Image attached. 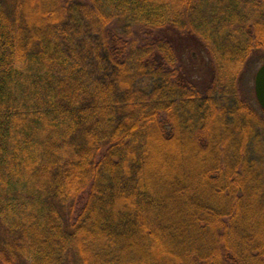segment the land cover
Instances as JSON below:
<instances>
[{
	"label": "trees",
	"instance_id": "16d2710c",
	"mask_svg": "<svg viewBox=\"0 0 264 264\" xmlns=\"http://www.w3.org/2000/svg\"><path fill=\"white\" fill-rule=\"evenodd\" d=\"M262 52L264 0H0V264H264Z\"/></svg>",
	"mask_w": 264,
	"mask_h": 264
},
{
	"label": "rangeland",
	"instance_id": "374dc122",
	"mask_svg": "<svg viewBox=\"0 0 264 264\" xmlns=\"http://www.w3.org/2000/svg\"><path fill=\"white\" fill-rule=\"evenodd\" d=\"M167 33L170 34L171 32L167 31ZM198 46L200 45L198 44ZM185 54H186V57H188L191 62L196 64L197 73H199L200 79L201 80L203 78L205 79L207 77L206 74L209 68L207 64H205V61H199V58L201 59V56L198 53V51L192 49L190 51H186ZM263 61H264V52L257 54V55H253L251 59L249 60V62L246 64L245 69L243 70V73L241 75L240 83H239L241 93H243L244 95H247V94L252 95L251 101L254 105L257 102L255 95H254V89H253L254 74L258 66Z\"/></svg>",
	"mask_w": 264,
	"mask_h": 264
},
{
	"label": "water",
	"instance_id": "95a60500",
	"mask_svg": "<svg viewBox=\"0 0 264 264\" xmlns=\"http://www.w3.org/2000/svg\"><path fill=\"white\" fill-rule=\"evenodd\" d=\"M253 89L255 98L264 111V62H262L255 71Z\"/></svg>",
	"mask_w": 264,
	"mask_h": 264
}]
</instances>
